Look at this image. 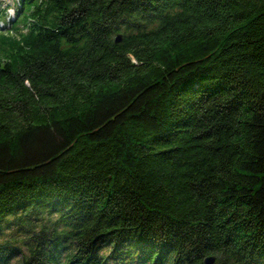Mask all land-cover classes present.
<instances>
[{
    "label": "trees",
    "instance_id": "1",
    "mask_svg": "<svg viewBox=\"0 0 264 264\" xmlns=\"http://www.w3.org/2000/svg\"><path fill=\"white\" fill-rule=\"evenodd\" d=\"M14 5L0 264H264V0Z\"/></svg>",
    "mask_w": 264,
    "mask_h": 264
},
{
    "label": "rangeland",
    "instance_id": "2",
    "mask_svg": "<svg viewBox=\"0 0 264 264\" xmlns=\"http://www.w3.org/2000/svg\"><path fill=\"white\" fill-rule=\"evenodd\" d=\"M18 0H0V10H3L4 8H12L14 9V4L15 2H17ZM12 9L8 10V14L10 15L12 13ZM14 262H20V259H17V257L14 259ZM109 264H119V263H114L111 262Z\"/></svg>",
    "mask_w": 264,
    "mask_h": 264
},
{
    "label": "water",
    "instance_id": "3",
    "mask_svg": "<svg viewBox=\"0 0 264 264\" xmlns=\"http://www.w3.org/2000/svg\"><path fill=\"white\" fill-rule=\"evenodd\" d=\"M120 37L117 36L116 40H119ZM205 264H221L216 262V257L214 255L207 256L204 260Z\"/></svg>",
    "mask_w": 264,
    "mask_h": 264
},
{
    "label": "clouds",
    "instance_id": "4",
    "mask_svg": "<svg viewBox=\"0 0 264 264\" xmlns=\"http://www.w3.org/2000/svg\"><path fill=\"white\" fill-rule=\"evenodd\" d=\"M10 8H4L3 10H2V12H4L5 13V15H6V20H8V19H12V18H14L15 17V15H9L8 14V10H9ZM3 22H4V20L3 19H1L0 18V27H2L3 26Z\"/></svg>",
    "mask_w": 264,
    "mask_h": 264
}]
</instances>
